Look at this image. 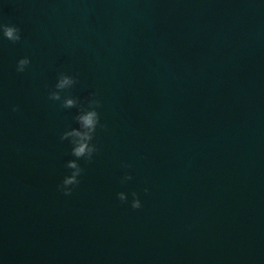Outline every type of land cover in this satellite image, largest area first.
I'll list each match as a JSON object with an SVG mask.
<instances>
[{
    "label": "water",
    "instance_id": "obj_1",
    "mask_svg": "<svg viewBox=\"0 0 264 264\" xmlns=\"http://www.w3.org/2000/svg\"><path fill=\"white\" fill-rule=\"evenodd\" d=\"M0 24V264H264L261 0H0ZM61 73L77 107L49 98ZM93 94L106 127L65 195Z\"/></svg>",
    "mask_w": 264,
    "mask_h": 264
},
{
    "label": "clouds",
    "instance_id": "obj_2",
    "mask_svg": "<svg viewBox=\"0 0 264 264\" xmlns=\"http://www.w3.org/2000/svg\"><path fill=\"white\" fill-rule=\"evenodd\" d=\"M264 3V0H261ZM0 36L9 41H19L21 40V34L19 28L14 25L0 24ZM30 59L28 57H22L17 61L16 70L18 72H23L25 67L29 65ZM77 83V78L73 75L61 73L55 83V89L49 92V98L53 101L61 100L62 107L72 108L78 106V101L72 96H65L61 98V90H66L71 88ZM99 100L95 98L93 94L91 98L87 100V104H80L78 111L75 115V120L78 127H70L64 130L60 139L67 140L71 146V155L75 159L69 160L66 163V168L71 169L69 174H66L58 188L65 194L70 195L73 189L79 185L80 176L83 169L80 166V159L83 158L87 161H91L94 154L99 151L97 145L93 142L96 136L97 129L100 127H106L101 124L100 114L97 111L99 107ZM15 110V107L13 108ZM124 167H129L125 164ZM133 177L130 174H126L122 178V182L131 181ZM145 191H148L145 188ZM117 197L121 202L130 203L133 209H139L142 207V201L136 192L131 193V200L129 201V193L125 191H120L117 193Z\"/></svg>",
    "mask_w": 264,
    "mask_h": 264
}]
</instances>
